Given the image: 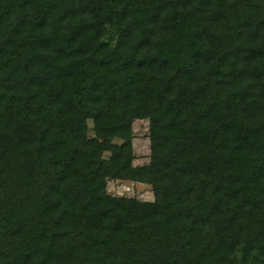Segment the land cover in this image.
<instances>
[{
    "label": "trees",
    "instance_id": "16d2710c",
    "mask_svg": "<svg viewBox=\"0 0 264 264\" xmlns=\"http://www.w3.org/2000/svg\"><path fill=\"white\" fill-rule=\"evenodd\" d=\"M0 264H264V0H0Z\"/></svg>",
    "mask_w": 264,
    "mask_h": 264
},
{
    "label": "rangeland",
    "instance_id": "374dc122",
    "mask_svg": "<svg viewBox=\"0 0 264 264\" xmlns=\"http://www.w3.org/2000/svg\"><path fill=\"white\" fill-rule=\"evenodd\" d=\"M132 127L133 165L137 167L147 165L150 161L149 122L138 120L133 123ZM107 191L111 195L136 198L142 201H152L153 198L150 186L126 181H109Z\"/></svg>",
    "mask_w": 264,
    "mask_h": 264
}]
</instances>
